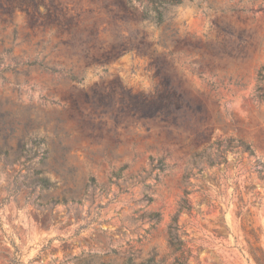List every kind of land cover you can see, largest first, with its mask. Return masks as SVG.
<instances>
[{"label": "rangeland", "instance_id": "rangeland-1", "mask_svg": "<svg viewBox=\"0 0 264 264\" xmlns=\"http://www.w3.org/2000/svg\"><path fill=\"white\" fill-rule=\"evenodd\" d=\"M151 5L0 0V264H173L186 188L189 264H256L255 158L197 155L232 139L264 163V0Z\"/></svg>", "mask_w": 264, "mask_h": 264}, {"label": "trees", "instance_id": "trees-1", "mask_svg": "<svg viewBox=\"0 0 264 264\" xmlns=\"http://www.w3.org/2000/svg\"><path fill=\"white\" fill-rule=\"evenodd\" d=\"M184 0H150L152 4L151 7H148L147 10L144 11V18H152L157 22L162 23L165 20V12L169 6L181 4ZM50 20H55L58 23L62 24L61 17L58 13L50 14ZM72 22V19L71 21ZM71 23H69L70 25ZM95 59V58H94ZM97 59H95L96 61ZM99 61V60H98ZM103 61H100V63ZM45 70L55 71V69H51L47 66L42 67ZM75 78V77H74ZM256 97L258 100L264 102V66L260 69L257 77V87H256ZM42 142H45L46 139L42 138ZM216 150V153L219 155V158H223V161L214 160L212 150ZM230 152H238L241 155H246L248 160H252L255 158L254 165L258 169L260 174V179L264 182V163H262L256 156L254 149L251 145L236 140H221L214 143L210 148L205 150L203 153L198 154L197 157L201 160L206 158L211 165H221L222 163L227 164L228 154ZM47 153V151H45ZM216 155V156H218ZM261 167V168H260ZM43 169L37 171L38 178L35 180L36 184L42 187H50L53 185L49 179L43 177ZM191 173L184 177V184L186 186H191L189 179L191 178ZM191 192L186 188L184 197L181 199L179 203V209L176 216L173 218L171 224L169 225V244L177 257L173 264H189V260L191 257V251L187 248L185 237H187V233L183 231V227L180 225V216L182 213L192 214L193 212L199 213L200 210L193 207V205L189 201V195ZM228 230V228H227ZM252 228L247 231L250 237L254 240L253 242H249L250 244V255L256 264H264V250L258 246L257 244L260 241L259 234ZM13 264H22L20 254H18L13 260ZM147 264H154L153 260H150Z\"/></svg>", "mask_w": 264, "mask_h": 264}]
</instances>
